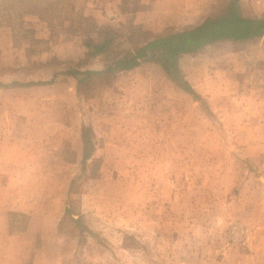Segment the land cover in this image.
Listing matches in <instances>:
<instances>
[{
  "label": "rangeland",
  "instance_id": "rangeland-1",
  "mask_svg": "<svg viewBox=\"0 0 264 264\" xmlns=\"http://www.w3.org/2000/svg\"><path fill=\"white\" fill-rule=\"evenodd\" d=\"M134 1L0 0V60L27 67L0 78L47 84L10 95L17 101L6 116L30 118V165L0 191V213L17 191L31 212L13 211L10 224L69 231L44 248L61 264H258L247 244L259 218L240 189L250 178L252 198L264 199V90L250 74L253 63L236 56L244 51L215 45L179 57L202 101L155 63L83 83L67 74L102 69L88 39L115 37L114 51L154 35L135 22ZM91 117L100 121L93 157L90 144L81 149L79 125ZM10 124L0 121L8 139ZM13 153L3 141L0 158ZM7 175L0 169V182Z\"/></svg>",
  "mask_w": 264,
  "mask_h": 264
},
{
  "label": "crops",
  "instance_id": "crops-1",
  "mask_svg": "<svg viewBox=\"0 0 264 264\" xmlns=\"http://www.w3.org/2000/svg\"><path fill=\"white\" fill-rule=\"evenodd\" d=\"M229 1L230 0H135L134 3L137 5V7L134 8L136 9L134 10L135 22L139 24H145L146 27L154 33V35H165L172 32L182 31L189 27L198 26L209 18L217 17L226 7ZM238 12L244 17L264 20V0H239ZM145 18L147 19L146 21H144ZM33 20L35 22L45 23V21H42L40 18ZM27 22L28 19H24V24ZM21 24H23V22H21ZM26 27L23 28V34L27 33L28 27ZM226 44L232 46L230 49L233 54L234 51L237 53L241 50L245 52L234 55L237 57L239 56L245 61H248V63H253L254 66L251 67L252 69L250 68V74H252V76L256 79H260L261 83H259L256 87H258L260 90H264V34L244 40L227 38L218 40L214 43L206 45L195 53H208V48L215 45L225 46ZM195 53H186L181 55V57L193 55ZM223 53L227 54L226 50H222L220 55L223 56ZM204 56L207 57L206 55ZM225 57L227 59L231 58L229 55L224 54V59H226ZM1 58L2 57H0V59ZM144 63H141L130 70L141 68ZM8 64H10V66ZM27 66L28 68L31 67V65ZM23 68H27L26 65L18 68V64L16 63H9L0 60V75H5L8 73L17 74V71H22ZM184 68L186 67L184 66ZM238 68L239 72H244L245 70L241 67ZM130 70H120L119 72ZM2 80L3 79L0 78V121L13 122V124H10L9 126L11 127L7 130L8 133L10 132V139L3 136L5 129L0 128V145L3 141L9 142L10 148L12 147L14 150L12 155H5L6 157L2 158H5L6 160L4 159L2 162H0V166L2 167L0 169L5 170L6 174L7 171H10L12 175H7V177L5 176L7 178H3L5 182H0V184H2V186H0L2 187L0 188V191L3 190L4 194L6 188L10 187L8 181L15 178V171L24 173V171L28 168V164L30 165V158L26 155L28 151H25V147H28L30 141L29 137L25 136V131L28 126L27 123L30 121V118L27 115L29 120H26L24 111H18V113H12L6 116L5 112L9 110V105H14L13 101H17V99L10 97V95H13L14 92L19 90L27 91L28 89H32V87L38 88L47 84H25L26 82L22 79H14L12 81H6L3 83L4 81ZM262 95V101L264 102V94ZM9 117H12V119L8 121L7 118ZM43 118L45 117L43 116L42 119ZM105 120L107 121L108 117L104 114L103 122ZM36 121L40 122L41 119H36ZM103 124L104 123H102V126ZM79 125L82 143L81 146H83L81 149H84V144L86 143V141L84 142L83 139L84 134H82L84 131H81V128H83V130L86 128L88 138L90 140L89 144L90 147H92V151L89 153H91V157H93L97 151L96 140L99 139L100 121L91 117L90 119L88 118L86 120L85 124L83 121H80ZM38 145H41L39 140ZM20 146L22 147L20 148ZM2 158H0V161ZM260 167H262V169L264 168V160H260ZM18 179L24 181V178L21 179L18 177ZM249 179H247L245 182H242L244 183L243 187H246V189H240V191L241 193H245L243 199H246L248 204V213H251V215L253 213H257L259 220L256 223H260V225L258 227L256 226L257 228H255V232H253L251 240L247 244L248 250L252 251H249L248 253H250V256L257 259L258 264H264V199L252 198V192L255 190L252 191V189H247V185L253 188V186L249 184L252 182L251 179ZM9 194L11 195V198L8 197L9 201L5 200L6 205H3V210H6L7 212L0 213V264H61L57 261L56 257L52 256L51 252L44 253L46 251L44 248H48V245L56 244V241H54L56 239V235L59 238H64L63 233L68 234L69 231H64V229L62 230V227L59 226H36L34 224L15 226L14 224H10L8 215H10L13 211L18 210L23 212H27L26 210H29V212H31V204H29L30 200L25 199L27 198L26 196L18 193L17 191ZM235 200H232V205L234 204ZM73 233L77 234L75 232ZM51 235L55 236L51 238ZM47 236H49L51 239ZM72 237L75 238L76 236ZM76 240V243H79V238L76 237Z\"/></svg>",
  "mask_w": 264,
  "mask_h": 264
},
{
  "label": "trees",
  "instance_id": "trees-1",
  "mask_svg": "<svg viewBox=\"0 0 264 264\" xmlns=\"http://www.w3.org/2000/svg\"><path fill=\"white\" fill-rule=\"evenodd\" d=\"M239 0H230L222 12L215 18H209L202 24L186 28L182 31L165 35H151L145 37L142 42H133L130 48L118 46L112 50L115 37L104 39H88L84 41L90 57H101L102 69L91 67L86 69H71L67 72L78 79L79 83L87 82L94 77L105 74H114L120 70H130L144 62H152L159 65L176 84L188 92L195 100L202 101V96L192 87L183 76L179 57L186 53H195L208 44L222 39H248L264 34V20L241 16L238 12ZM140 34L147 35L142 26L131 25ZM140 40V39H139ZM25 84H36L35 81H26ZM84 131V130H83ZM84 142L90 143L87 129L84 134ZM90 154V153H86ZM69 212V208L67 209Z\"/></svg>",
  "mask_w": 264,
  "mask_h": 264
}]
</instances>
